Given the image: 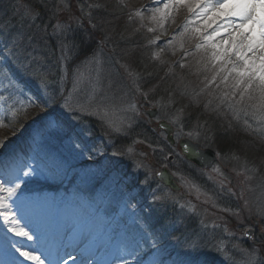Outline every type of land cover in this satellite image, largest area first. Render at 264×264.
I'll use <instances>...</instances> for the list:
<instances>
[{"label":"rangeland","instance_id":"obj_1","mask_svg":"<svg viewBox=\"0 0 264 264\" xmlns=\"http://www.w3.org/2000/svg\"><path fill=\"white\" fill-rule=\"evenodd\" d=\"M4 1L7 3L8 0ZM57 2L20 0V4L30 3L40 11L35 21L26 19L23 26L19 12L14 14V6L19 8L16 0L7 10L11 11L10 28L16 27L13 18L18 19V32L24 33L21 46L25 53H31L35 58L26 69L14 67L11 61L5 63L0 60V95L6 98V102L0 101V118L14 124L8 129L0 128V138L8 137L2 149L8 148L10 142L15 145L9 147L7 156L0 159V180L15 183L19 177L21 187L17 190L19 199L14 207L17 216L39 228L49 229L52 235L58 232L67 241L75 239L76 252L87 251L90 264H123L125 261L127 264H150L153 255L163 264H264L263 251L237 242L243 237L241 228L250 226L253 217L259 220L254 214L258 207L257 197L261 193L259 185L264 177V138L255 131L258 127L255 120H251L250 128L241 125L235 151L247 154L243 158L247 159L248 167L258 170L244 172V159L239 162L228 157H220L216 165L227 177L225 194L227 188L237 193V197L227 195L230 201L238 202L239 216L220 210L236 207L225 206V199L221 201L222 205L217 203L215 195L219 192L218 196L221 195L217 181L221 177L216 172L185 173L188 169H183L185 165L179 158L178 146L164 155L162 165L168 166L169 156L177 157L171 167L175 169L174 174L180 179L187 199L160 184L156 179L159 168L152 169L150 165V156L165 151L163 147L159 148L158 143L166 139L164 133L154 130L157 136L151 144L150 127H156L162 120L171 122L176 128L178 141L181 137L173 121L189 129L186 125L189 117L170 112L167 102L158 97L159 92L172 86L175 88L173 99L181 95L184 87L198 93L204 86L205 77L210 79L213 74L211 65L209 70L203 67L209 50L197 49L198 44L206 43L204 26L187 8L165 9L164 4L169 0L150 8L147 4L152 0H65L71 6V12L63 11L59 18L70 24L71 31L65 42H71V51L66 53L68 59H62L61 37L53 35L52 25L56 18L49 11ZM44 3H47L48 10ZM92 4L106 5V10L88 7ZM155 8L161 11L156 12ZM138 11L139 15L136 14ZM88 14L93 17L91 23ZM70 16L80 17L83 27H77L75 19L69 20ZM189 20L192 23L185 30ZM44 24L48 25L47 31ZM92 24L96 27L93 28ZM149 28L154 31L149 32ZM195 28L199 31L194 32ZM221 35L227 39L225 32L222 31ZM0 36L4 37L0 40L2 49L11 36L7 31H0ZM219 39L216 37L215 41L219 42ZM224 47L227 48L228 44ZM156 53H159L158 58H154ZM24 62L27 64V60ZM140 66H147L146 74L142 73L144 69ZM8 69L20 82L18 85L4 78L3 73ZM152 72L156 81L152 80ZM40 74L47 76L46 88L38 83ZM192 80L198 82L199 89L190 85ZM151 81V88L144 85ZM109 83L113 85L111 89L107 87ZM214 87L200 94L203 97L199 104L203 106L213 99L207 93L213 92ZM94 88L97 101L101 96L107 97L99 109L95 103L91 105L90 110L99 111V115L89 114V111L78 107V104L88 107ZM144 93H147V99ZM69 94L70 107L66 109L62 105ZM28 96L37 98L43 106L29 108L28 115L20 116L19 123H16L12 120L9 106L19 107L14 100H24ZM131 104H135V111L129 108ZM52 107H57L52 115L36 120L38 115ZM152 108L159 110L155 120L146 113ZM226 112L230 111L227 109ZM86 119L92 121L86 122ZM239 119L233 118L235 121L230 124L237 126L234 122ZM109 122L113 126L119 125L121 130L113 131ZM25 126L33 128L28 135L20 133ZM134 131L135 142L132 139ZM114 136L121 139L120 145L114 144ZM229 150L231 154L232 149ZM29 169L31 174L24 176L23 173ZM210 176L213 179H209ZM247 176L251 179H246ZM203 181L206 187L199 183ZM28 183H40L43 189L58 187V190L53 193L47 189L30 196L25 187ZM192 184L199 187L201 193L212 197L219 207H213L211 200L205 203L203 194L197 199L198 194ZM92 187L96 188L93 193L96 201L86 200L80 195L81 189ZM241 190L242 199L238 198ZM245 201H248L247 208ZM167 203L172 208L170 211L175 207L176 211L161 215ZM192 206H195V211H189ZM249 210L253 214L251 219ZM199 217L197 224L193 223ZM213 222L220 227H213ZM225 226L227 232L224 231ZM220 241L224 242L223 253L216 251ZM193 244L196 245L195 251L191 248Z\"/></svg>","mask_w":264,"mask_h":264},{"label":"snow or ice","instance_id":"obj_2","mask_svg":"<svg viewBox=\"0 0 264 264\" xmlns=\"http://www.w3.org/2000/svg\"><path fill=\"white\" fill-rule=\"evenodd\" d=\"M157 0H154V3ZM16 4L19 5V8L14 6L15 12H19L20 23L23 25L24 20L35 21L40 15L39 9H36L32 4H20V0H16ZM44 7L48 10L47 3H44ZM90 8L94 9H104L106 10V5L101 4H92L88 5ZM165 9H175L187 8L189 12L195 16L200 23L204 26L206 35L203 37L205 44H198L197 49L205 48L208 49L206 54V63L203 65L204 70H209V65H211V70L213 74L211 78L205 77L204 86L200 89V95L205 93L207 89L212 88L213 92H208L207 94L213 99L217 100L218 103L211 110L213 112L219 113L221 107H225L233 113L234 119H239L240 114L243 113L245 117H251L257 122L258 127L255 131L262 134L264 138V0H169L168 3L164 4ZM22 9V11H19ZM71 12V6L65 3V0H58V2L53 6L51 11L52 17L56 18V23L52 25L53 35L61 37L60 45L62 52V59H68L66 53L71 51V42L66 43L68 34L71 31L70 24L66 21H61L59 15L63 11ZM156 12L161 11L160 8H155ZM139 15V11L136 13ZM89 23L92 22L93 17L91 14L87 15ZM75 19L77 27L82 28L83 23L80 17H69V20ZM155 19V17H153ZM192 21L189 20L185 24V30H187V25L191 24ZM215 25V27H213ZM44 30L47 31V24H44ZM92 27L95 28L96 24H92ZM6 29V25L0 24V31ZM208 29H211V32H208ZM149 32L154 31V29L149 28ZM193 31H199L198 28L193 29ZM225 32L227 39L221 33ZM219 37V42L215 41V38ZM4 37L0 36V40ZM24 39V33L18 32L11 36V39L8 43L3 45V48L0 49V60H4L5 63L11 61L14 67L18 68H27L31 65L32 61L35 59L31 53H25L24 48L21 46V42ZM29 41L31 37L28 38ZM228 44V47L225 48L224 45ZM159 53H156L154 58H158ZM23 57V59H21ZM27 60V64L24 62ZM181 67H184L181 64ZM5 79H8L11 84L18 85L20 82L11 74V69L6 70L3 73ZM219 81V82H218ZM38 83L42 88H46L48 84L47 76L40 74L38 76ZM78 83V78L74 80V88ZM223 85V87H221ZM109 89L113 87L111 83L107 85ZM139 91V86H137ZM181 95H185L184 92H181ZM70 96L64 99L63 107L66 109L70 107ZM97 93L94 88L92 95L89 97L88 107L85 105H79L78 107L82 111H89V114L99 115V111L90 110L93 103L96 104V109H99L101 105L104 104L107 99L106 96H101L100 100L96 99ZM145 99H147V93H144ZM238 97V98H237ZM213 99L208 100L204 105V108L207 110L209 106L212 105ZM0 101L6 102V98L0 95ZM26 101V102H25ZM198 103V101H197ZM14 104H19V107L9 106V112L11 113L12 120L16 123H19L20 116H27L28 109L31 107H42L43 105L35 97L28 96L24 100H14ZM129 108L133 111L136 110L135 104L129 105ZM183 111V109H181ZM104 115H107L105 112ZM122 123V122H121ZM245 125L249 128L251 127L248 124V120L245 119ZM14 127V124L10 121L5 123V121L0 118V128H9ZM109 127L113 131L119 132L121 130L119 125L113 126L109 122ZM200 130L189 131L187 135L193 139H199L203 136V139L207 142L212 138L213 132L212 128L208 126V122L204 121L198 125ZM231 128V125H229ZM183 125H181V130ZM8 137L0 138V149L5 147ZM185 152H191L193 155L197 154L195 149L191 145L185 143L183 145ZM132 149L129 148V151ZM219 155V153H218ZM232 159L239 161L241 158L235 153H232ZM217 173L220 180L217 181L220 185L221 195L225 194V183L227 177L221 171L219 167H214L212 169ZM258 169L255 167L249 168L247 159L243 161L244 172H256ZM31 169L23 173L24 176L31 174ZM240 175V172L237 173ZM183 179V177L181 178ZM209 179H213L211 176ZM246 179H251L250 176H247ZM262 183L259 185L261 188L260 196L257 197L258 207L257 211L254 214L259 217L260 221H264V177L261 178ZM15 183L5 182L0 180V220H2L7 228V231L12 233L17 237L27 239L32 241L34 239L33 234L26 230L25 227H22L19 219H17V211L14 210L16 202L19 199L17 190L20 189L21 183L19 182V177H17ZM197 192V199L200 195L203 194L206 196L205 203L212 201L213 207H219L215 203V200L212 197L207 196V193H201V189L196 185L192 184ZM227 194L233 197H237V193L233 191L232 188L226 189ZM243 198V190L240 191L239 197ZM245 208L248 207V201L244 202ZM223 212H228L232 215L239 216L240 209H233L231 207L220 208ZM189 211H195V206H192ZM249 218L251 219L252 213L249 210ZM203 223V222H202ZM259 225V221H254L251 227L245 228L244 235L249 239L255 240L257 238L255 228ZM204 227H207L205 224ZM213 227H220V225L213 222ZM224 231L227 232L228 229L225 226ZM231 235V233H230ZM261 237H264V227H261ZM224 242H218L217 252L223 253ZM11 247L19 253V256L26 261H32L34 264H44V260L41 259V256L36 255L33 251L24 250L21 247L17 246L16 243H12ZM193 251L196 250V245H191ZM255 249L253 250V259ZM48 264H60L56 259L49 260ZM64 264H67V261H64ZM127 264V262H123ZM150 264H163L162 261L156 259L153 255ZM251 264V262H249Z\"/></svg>","mask_w":264,"mask_h":264},{"label":"bare ground","instance_id":"obj_3","mask_svg":"<svg viewBox=\"0 0 264 264\" xmlns=\"http://www.w3.org/2000/svg\"><path fill=\"white\" fill-rule=\"evenodd\" d=\"M165 1L161 0L154 3V0H152L147 5H149V8L155 7ZM19 221L22 227H25L26 230L33 234L34 239L28 241L27 239L13 235L7 231L4 222L0 220V264H34L32 261H26L20 257L19 253L11 247L12 243H16L22 249L33 251L36 255L41 256L44 264H48L49 260L52 259L58 260L60 264H64V261H67V264H86V259H80L79 261L73 259L77 254L71 247L66 248L64 244H61L62 247H58L57 243L48 235L43 232L39 233L37 227L31 221L25 218ZM74 236L78 237L77 234H74ZM64 246L65 248L62 250Z\"/></svg>","mask_w":264,"mask_h":264},{"label":"trees","instance_id":"obj_4","mask_svg":"<svg viewBox=\"0 0 264 264\" xmlns=\"http://www.w3.org/2000/svg\"><path fill=\"white\" fill-rule=\"evenodd\" d=\"M14 2V0H8L5 4L4 0H0V24L6 25V29L3 30L5 33L6 31L9 33L10 36H12L15 33H18V30L20 27H17L18 19L13 18V23L16 24V27L10 28L12 25V20L10 19L11 11H7L9 5H11ZM25 25V23H23ZM22 25V26H23ZM21 26V25H20ZM147 67V66H146ZM145 66H140V68L144 69L142 72L143 74H146V68ZM155 73H157L156 70H154ZM152 80L156 81L155 75L152 72ZM152 81L150 82V84ZM182 92L185 93V95H179L176 97V99H171L165 101H169V103L173 104L174 107H177L179 109H183V111H187V113H190L191 119H194L196 121L198 119V123L201 124L204 121L208 122V126L212 128L213 137L215 138L216 142L218 143V146L221 148L222 151L225 150H235L238 144V136L237 133L240 132V128H238V124L235 123V125H231L230 119L231 117L225 118V115L221 116L220 114L216 112H207L204 108V105L200 104H194L191 96V92L184 87ZM181 94V93H180ZM194 94V93H193ZM180 96V97H179ZM226 114V112L224 113ZM229 125H231V128H229ZM229 142V143H228ZM229 148V149H227Z\"/></svg>","mask_w":264,"mask_h":264},{"label":"water","instance_id":"obj_5","mask_svg":"<svg viewBox=\"0 0 264 264\" xmlns=\"http://www.w3.org/2000/svg\"><path fill=\"white\" fill-rule=\"evenodd\" d=\"M24 1H26V0H24ZM156 113H157L156 111L149 112L151 117H154L156 115ZM160 129L166 131V133L168 135V140L171 143H174V140L172 138V133H173L174 129L172 128V126L170 124H167V123H161ZM185 143H188L189 145H191L192 148L195 149L197 154L193 155L191 152H185L184 148H183V145ZM181 148L183 150V154L188 158V160L195 162L199 167H202L204 169L211 168L212 164L215 161L214 152H212L210 150L202 151V150H200L199 145H196L189 140H183L181 142ZM159 178L166 185L171 186L175 190H178V187H176V184L174 182V178L169 173V171L165 170L163 173L159 174Z\"/></svg>","mask_w":264,"mask_h":264}]
</instances>
